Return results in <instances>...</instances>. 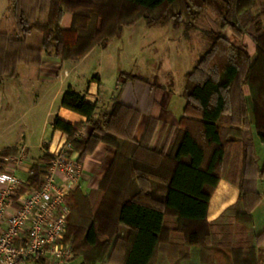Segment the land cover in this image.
<instances>
[{"label":"trees","instance_id":"16d2710c","mask_svg":"<svg viewBox=\"0 0 264 264\" xmlns=\"http://www.w3.org/2000/svg\"><path fill=\"white\" fill-rule=\"evenodd\" d=\"M120 2L118 8L113 0H48L43 7L35 5L39 14L46 12L41 22L31 16L30 1L11 0L17 38L0 34V75H14L15 65L22 59L24 38L32 30L41 32L46 54L78 61L94 46L117 37L123 26L141 18L188 27L209 12L218 27L207 33L209 48L184 76L186 104L179 120V137L169 156L149 150L145 141H133L130 132L137 118L135 110L115 103L110 111L96 116L94 104L85 102L83 95L71 87L66 88L52 128L67 134V142L79 151L78 161L100 141L113 146L116 157L92 195L81 194L77 184L67 197L69 214L63 244L71 247L74 258L81 256L83 264L105 260L112 264H154L160 244L167 241L170 233L163 226V218L173 216L178 222L176 230L183 233L187 246L199 245L203 264H213L206 257L213 250L215 234L206 214L228 143L221 137L219 122L229 113L237 124L230 133L242 138L243 148L240 196L234 215L254 243L231 248L232 262L260 264L256 242L264 233L254 235L251 210L260 199L254 178H264V164L257 165L251 133L244 127L253 125L264 142V0ZM66 12L72 14L69 29L60 24ZM225 29L237 39L248 34L255 44V56L249 55L246 46L238 47L229 41L223 35ZM12 45L15 51L7 52L5 46ZM121 75L136 77L126 72ZM244 86L252 100L251 121L243 98ZM83 124L90 125L91 134L80 141L77 133ZM207 147L210 153L205 164ZM52 157L45 154L31 166L27 182L34 189L42 186ZM6 163L0 159V171ZM120 225L129 230L126 239L119 236ZM30 261L44 264L37 257Z\"/></svg>","mask_w":264,"mask_h":264},{"label":"crops","instance_id":"0c3cea01","mask_svg":"<svg viewBox=\"0 0 264 264\" xmlns=\"http://www.w3.org/2000/svg\"><path fill=\"white\" fill-rule=\"evenodd\" d=\"M31 16L44 22L46 12L39 14L36 10L31 12ZM141 21L145 22L144 27L147 29L156 28L179 34L183 31L181 26H176L172 21L148 22L141 18L133 24L123 26L117 37L94 46L78 61L62 60L54 54H46L42 49L40 31L32 30L26 35L21 48L22 59L15 65V74L0 75V159L6 161L9 157L24 155L22 165L15 170L17 176L28 181L31 166L45 154L52 156L67 142V134L53 129L52 121L58 111L62 95L68 87L81 93L85 102L95 105L96 116L110 111L115 103L135 110L137 118L130 132L133 141L136 143L145 141L149 150L166 156L173 153L181 128L179 120L183 116L186 104L183 95L184 75L199 58L183 73V87L180 93H175L172 79L167 85H163L157 80H149L125 70L119 72L114 86L112 84L104 90L102 78L97 74V55L106 50L111 42L118 40L124 30L134 28ZM71 23L72 14L64 13L60 22L61 27L69 29ZM17 33L16 21L14 36L0 31V34L10 39L17 38ZM223 35L238 47L246 46L249 55L252 58L255 56V44L248 34L237 39L226 29ZM5 48L7 52H14L16 49L15 45ZM123 72L136 77L127 78L121 75ZM113 75L115 76V73ZM243 98L247 116L251 121L252 100L246 86L243 87ZM219 124L221 137L228 143L221 175L211 191L207 208V222L215 238L213 250L207 253L206 258L213 261V264H233L231 248L250 247L254 243L244 225L238 222L234 215L240 196L238 183L242 171V138L230 133L237 125L232 121L231 114H225ZM244 130L251 133L255 160L261 167L264 164V142L259 140L253 125L245 126ZM90 134V125L83 124L78 129L77 137L80 141H85ZM207 148L205 164L210 153L209 147ZM4 151L11 153L4 156L1 154ZM72 155L78 159L79 151L74 150ZM115 157L116 149L102 141L97 143L92 152L82 157L79 161L81 174L78 182L81 194L90 196L98 189ZM254 179L255 190L260 194V199L253 206L251 213L253 232L254 235H258L264 233V178ZM33 189V185L27 182L20 192L26 195ZM177 223L176 217L164 216L163 226L169 228L170 233L167 241L160 244L154 264H203L201 247L187 246L183 233L176 230ZM128 232V228L120 225L121 239H126ZM256 248L259 251V262L264 264V237L256 242ZM82 262L83 258L76 256L67 264H83ZM96 264L112 263L105 260Z\"/></svg>","mask_w":264,"mask_h":264},{"label":"built area","instance_id":"2783aa9c","mask_svg":"<svg viewBox=\"0 0 264 264\" xmlns=\"http://www.w3.org/2000/svg\"><path fill=\"white\" fill-rule=\"evenodd\" d=\"M66 142L52 154L43 184L24 195L20 190L27 181L15 170L24 161L20 154L6 159L0 171V264H67L74 258L64 245L69 208L67 197L80 180L81 164ZM32 175L31 170H29Z\"/></svg>","mask_w":264,"mask_h":264},{"label":"rangeland","instance_id":"374dc122","mask_svg":"<svg viewBox=\"0 0 264 264\" xmlns=\"http://www.w3.org/2000/svg\"><path fill=\"white\" fill-rule=\"evenodd\" d=\"M28 1L32 12L36 11L35 5L43 7L48 3V0H40L39 4L37 0ZM120 1L113 0V3L119 8ZM192 23L193 26L188 27L177 23L176 26L183 28L181 34L156 28L147 29L144 21L130 30H124L118 40L111 42L106 50L97 55V74L102 78L104 90L112 84L114 86L119 72L125 70L149 80H157L163 85L172 79L175 93H180L183 73L209 48L210 38L207 33L218 29L209 12ZM0 31L10 36L15 34L11 0H0Z\"/></svg>","mask_w":264,"mask_h":264}]
</instances>
